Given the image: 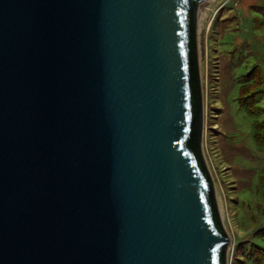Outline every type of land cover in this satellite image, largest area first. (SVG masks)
Wrapping results in <instances>:
<instances>
[{
	"label": "water",
	"instance_id": "1",
	"mask_svg": "<svg viewBox=\"0 0 264 264\" xmlns=\"http://www.w3.org/2000/svg\"><path fill=\"white\" fill-rule=\"evenodd\" d=\"M207 1L0 0V264H226Z\"/></svg>",
	"mask_w": 264,
	"mask_h": 264
},
{
	"label": "rangeland",
	"instance_id": "2",
	"mask_svg": "<svg viewBox=\"0 0 264 264\" xmlns=\"http://www.w3.org/2000/svg\"><path fill=\"white\" fill-rule=\"evenodd\" d=\"M203 4V15L200 18L197 11L195 27L204 105L202 157L213 182L221 226L231 237L226 264H235L232 259L241 257L253 264L245 255L258 242L254 233L264 225V143L255 138L256 123L264 120V112L250 113L240 105L239 97L244 76L260 56L263 29L257 26L263 24L259 11H263L264 0H208ZM216 62L221 74L211 71ZM258 105L264 107V96Z\"/></svg>",
	"mask_w": 264,
	"mask_h": 264
},
{
	"label": "trees",
	"instance_id": "3",
	"mask_svg": "<svg viewBox=\"0 0 264 264\" xmlns=\"http://www.w3.org/2000/svg\"><path fill=\"white\" fill-rule=\"evenodd\" d=\"M262 10L263 11H259V12L261 13L260 17L263 19V24L258 23L257 26L258 29L260 30L263 29L261 31V33L263 34L262 35L263 39H262V43L260 44L261 45L260 56L255 61V65L252 68V70L248 73L247 76H244L246 80L244 84H242L241 86L240 97H239L240 105L246 108L250 113H254V114H259L264 112V107L258 105V100L264 96V5L262 7ZM226 27H223L220 33H222V31ZM220 33L218 32L217 34L221 35ZM219 35L215 36V38L218 39ZM218 64L219 63L217 62L213 64L216 65L211 68L213 74L215 73L221 74L220 67L218 66ZM216 68L218 71L214 72L213 70H215ZM208 110L210 111V109ZM207 121H209L208 116H207ZM213 123L215 122H212L211 126H213ZM255 131H256L255 133L256 140L259 143H264V120L256 123ZM261 180H262V184L264 185V175L262 176ZM254 236L258 240V242L250 245L249 249L247 250V254L245 256L247 257V259H251L253 261V264H264V225L261 226L254 233ZM238 254L240 256L243 255V253L241 252H238ZM232 260L235 261V264H248V260H246V258L242 260L241 257V258H234Z\"/></svg>",
	"mask_w": 264,
	"mask_h": 264
},
{
	"label": "bare ground",
	"instance_id": "4",
	"mask_svg": "<svg viewBox=\"0 0 264 264\" xmlns=\"http://www.w3.org/2000/svg\"><path fill=\"white\" fill-rule=\"evenodd\" d=\"M204 8H205V4H201L199 7H198V15L199 17L201 18V16L203 15V12H204ZM202 149V147H201Z\"/></svg>",
	"mask_w": 264,
	"mask_h": 264
},
{
	"label": "built area",
	"instance_id": "5",
	"mask_svg": "<svg viewBox=\"0 0 264 264\" xmlns=\"http://www.w3.org/2000/svg\"><path fill=\"white\" fill-rule=\"evenodd\" d=\"M228 235V234H227ZM229 238H231L230 236H229ZM230 242H231V239H230ZM229 246V245H228Z\"/></svg>",
	"mask_w": 264,
	"mask_h": 264
}]
</instances>
